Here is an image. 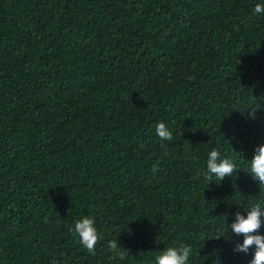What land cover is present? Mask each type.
<instances>
[{"label": "trees", "instance_id": "obj_1", "mask_svg": "<svg viewBox=\"0 0 264 264\" xmlns=\"http://www.w3.org/2000/svg\"><path fill=\"white\" fill-rule=\"evenodd\" d=\"M258 3L0 0V264H155L189 245L188 264H250L231 224L264 208ZM213 149L237 165L222 182L202 174ZM85 216L95 255L73 232Z\"/></svg>", "mask_w": 264, "mask_h": 264}, {"label": "clouds", "instance_id": "obj_2", "mask_svg": "<svg viewBox=\"0 0 264 264\" xmlns=\"http://www.w3.org/2000/svg\"><path fill=\"white\" fill-rule=\"evenodd\" d=\"M256 14H264V4L255 5ZM156 133L162 141H171L173 133L164 122L156 125ZM163 146V145H162ZM156 171V168H153ZM237 171V165L230 158H221V153L213 149L208 154L206 171L202 174L210 183L215 177L219 181L231 177ZM250 176L259 182V186L264 187V145L255 149V154L250 161ZM264 208L259 203L251 206L245 217L239 211L235 214V219L231 224L232 232L237 236H243V242L235 244L234 251L248 254L254 248V254L250 264H264V235L258 234L262 226ZM73 232L79 237L81 245L92 255L96 253L97 244L104 239L103 235L97 230L95 220L85 216L75 223ZM108 248L114 252L120 260H125L129 253L124 249L121 251L117 240L108 242ZM192 253L191 246L168 247L160 255L155 257V264H188ZM55 264V261H53Z\"/></svg>", "mask_w": 264, "mask_h": 264}]
</instances>
